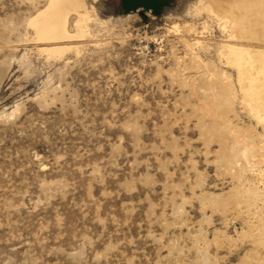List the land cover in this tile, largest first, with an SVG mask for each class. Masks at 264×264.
Returning a JSON list of instances; mask_svg holds the SVG:
<instances>
[{
	"label": "rangeland",
	"instance_id": "1",
	"mask_svg": "<svg viewBox=\"0 0 264 264\" xmlns=\"http://www.w3.org/2000/svg\"><path fill=\"white\" fill-rule=\"evenodd\" d=\"M47 2L0 0V264H264L229 30L198 0H83L89 36L40 45Z\"/></svg>",
	"mask_w": 264,
	"mask_h": 264
},
{
	"label": "bare ground",
	"instance_id": "2",
	"mask_svg": "<svg viewBox=\"0 0 264 264\" xmlns=\"http://www.w3.org/2000/svg\"><path fill=\"white\" fill-rule=\"evenodd\" d=\"M197 4L221 21L222 28L229 30L230 39L238 45L225 47L228 53L226 60L239 70L238 82L242 91L240 96L246 104L243 107L248 109L246 111H249L250 117L259 124H264V51L262 53L256 52L255 49L239 47L242 42L264 41V0H198ZM71 15L76 21L73 31L70 32ZM92 18L93 15L86 10L83 0H48L45 8L29 18L27 26L33 31L35 43L55 46L89 36L87 25ZM41 50L50 57L58 58L64 51L58 46ZM222 96L224 97L223 94Z\"/></svg>",
	"mask_w": 264,
	"mask_h": 264
}]
</instances>
